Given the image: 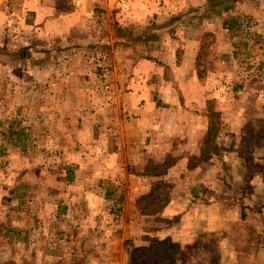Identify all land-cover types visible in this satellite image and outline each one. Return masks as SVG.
Wrapping results in <instances>:
<instances>
[{
	"label": "rangeland",
	"instance_id": "374dc122",
	"mask_svg": "<svg viewBox=\"0 0 264 264\" xmlns=\"http://www.w3.org/2000/svg\"><path fill=\"white\" fill-rule=\"evenodd\" d=\"M13 1L0 0V12L23 9ZM167 5L171 10L166 12H175L174 16L176 12H208L207 18L226 14L224 25L230 31L220 35L227 43V51L223 50L226 55L220 58L223 62L219 64L211 57L219 36L208 31L199 73L202 81H206L210 65L216 71L212 87L219 86L222 77L223 87L231 91L224 97L212 98L208 104L213 109L227 105L232 108L229 112L232 123L220 146L229 164L226 165L228 187L223 196L229 205H240L245 220L230 222L227 230L201 232L195 239H187L188 242L173 237L175 224L171 216L162 215L153 221L146 217L142 232L151 234L152 241L171 237L181 242L185 256L180 264H264V0H168ZM71 6L72 0L57 1L60 9ZM15 21L14 17L8 21L11 31L4 45H0L5 87L0 93V264H130L125 240L131 237L123 235L126 221L138 213L151 215L140 212V203L151 202L153 198L143 199L149 191L139 194L138 188L140 179H146L150 187L155 182L153 176L135 175L160 174L156 179L166 181L172 196L177 179L171 166L174 159L169 156L164 161L152 159L149 163L147 159L141 169L130 163L132 176L125 180L133 190L132 195L135 194L131 207L123 206V202L114 207L113 202L106 200L98 214L101 217L89 220L92 223L83 219L86 209L70 208L61 193L50 203L48 191L55 193L62 185L68 189L77 179L75 167L58 159L64 148L71 145L61 144L60 126L68 123L72 129L83 112L66 109L69 113L62 114L60 105L72 109L81 106L84 97L77 96L76 90L82 94L86 88L96 90L98 86L93 87L90 78H84L90 75L73 70L71 63L81 57L76 48H62L55 39L53 46L48 47L51 40ZM47 61L55 72L74 71L65 82V90H72L69 96L64 92L56 94L55 90L50 93L37 75L39 65ZM96 68L99 71L103 67L96 65ZM102 86L109 88V82L103 80ZM241 107L243 121L237 119ZM235 154L240 156L239 161L233 158ZM185 166L200 172L220 167L212 160L203 162L194 156L185 161ZM99 184L110 196L115 195V183L111 179H101ZM138 231L141 232L140 225ZM104 237L111 239L109 244ZM224 239L240 256L223 258Z\"/></svg>",
	"mask_w": 264,
	"mask_h": 264
},
{
	"label": "crops",
	"instance_id": "0c3cea01",
	"mask_svg": "<svg viewBox=\"0 0 264 264\" xmlns=\"http://www.w3.org/2000/svg\"><path fill=\"white\" fill-rule=\"evenodd\" d=\"M57 1L14 0L22 10L0 12V45H4L11 31L8 21L14 17L15 22L19 21L26 29L51 40L48 47L53 46L52 39H55L62 48H76L81 57L71 63L73 70L90 75L84 78H90L93 87L98 86L96 90L86 88L82 94L76 90L77 96L84 97L81 106L72 109L60 105L62 114L69 113L66 109L83 112L72 129L68 123L60 126L61 144L70 142L73 146L64 148L58 159L75 167L77 179L68 189L62 185L55 193L48 191V201L53 203L61 193L70 208L86 209L83 217L86 223L95 221L101 217L98 214L106 200L113 202L114 207L121 202L131 207L135 194L132 195L133 190L125 180L132 176L130 163L141 169L147 159L149 163L152 159L164 161L170 156L174 159L171 166L177 179L169 204L160 214L140 216L138 213L134 219L127 220L125 237L133 238L138 245L152 242L151 234L142 232L146 217L153 221L162 215L171 216L175 224L172 235L183 242L195 239L201 232L227 230L230 222L245 220L240 205H229L227 197L223 196L228 187L226 167L229 164L220 146L232 123L230 105L213 109L220 116L216 147L202 151L211 126L208 103L214 97L221 98L231 92L223 87L222 77L219 86L212 87L216 71L210 65L206 81H202L199 73L203 41L208 31L219 36L211 57L219 64L223 62L220 58L226 55L223 50L227 51V43L220 35L230 31L224 25L226 14L207 18L208 12H176L174 16L175 12H166L171 10L168 0H72L69 9L58 8ZM27 9L32 12H23ZM82 52L85 54L81 55ZM96 65H102L100 70L106 73L97 71ZM39 66L37 75L50 93L53 90L56 94L64 92L65 96L72 93L65 90V82L73 75V70L55 72L48 61ZM1 71L0 62V93L5 89ZM103 80L109 82V88L102 86ZM243 110V107L237 110L238 120L243 121ZM190 156L203 162L212 160L220 167L202 172L188 169L185 161H189ZM233 158L239 161L240 156ZM137 174L135 176H153V182L160 175ZM101 179L115 183V195L110 196L108 190L100 186ZM151 188L146 179H140L139 194ZM104 239L110 243L111 239ZM222 256L226 260L227 256L240 255L224 239Z\"/></svg>",
	"mask_w": 264,
	"mask_h": 264
},
{
	"label": "trees",
	"instance_id": "16d2710c",
	"mask_svg": "<svg viewBox=\"0 0 264 264\" xmlns=\"http://www.w3.org/2000/svg\"><path fill=\"white\" fill-rule=\"evenodd\" d=\"M227 22H225L226 24ZM211 111V126L208 135L202 146V151L208 152L216 147L215 138L218 133L219 113ZM145 204L140 203V212L143 214H154L163 210L171 200L170 186L163 179L156 180L151 190L143 197ZM125 246L130 255V264H180L183 262L185 250L182 243L173 240L171 237H165L148 244L138 245L131 238L125 240ZM180 262V263H179Z\"/></svg>",
	"mask_w": 264,
	"mask_h": 264
}]
</instances>
